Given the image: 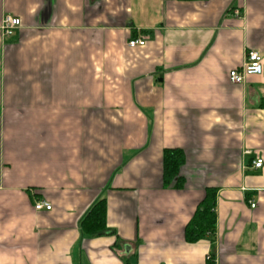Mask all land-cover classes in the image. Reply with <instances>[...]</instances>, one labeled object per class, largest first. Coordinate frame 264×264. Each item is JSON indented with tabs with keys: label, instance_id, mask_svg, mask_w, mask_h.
<instances>
[{
	"label": "crops",
	"instance_id": "crops-1",
	"mask_svg": "<svg viewBox=\"0 0 264 264\" xmlns=\"http://www.w3.org/2000/svg\"><path fill=\"white\" fill-rule=\"evenodd\" d=\"M208 187L215 233L187 242ZM0 264H264V0H0Z\"/></svg>",
	"mask_w": 264,
	"mask_h": 264
},
{
	"label": "trees",
	"instance_id": "trees-1",
	"mask_svg": "<svg viewBox=\"0 0 264 264\" xmlns=\"http://www.w3.org/2000/svg\"><path fill=\"white\" fill-rule=\"evenodd\" d=\"M184 161L182 150L166 148L162 154V181L164 186L179 189L183 186V178L179 168ZM215 188L205 189L204 196L197 204L191 218L184 226V239L196 242L206 236L213 238L215 233ZM80 230L84 235H100L107 233L106 202L97 199L80 220Z\"/></svg>",
	"mask_w": 264,
	"mask_h": 264
},
{
	"label": "built area",
	"instance_id": "built-area-1",
	"mask_svg": "<svg viewBox=\"0 0 264 264\" xmlns=\"http://www.w3.org/2000/svg\"><path fill=\"white\" fill-rule=\"evenodd\" d=\"M20 25V20L16 17L5 15L2 19L1 29L3 31L4 36L10 35L15 28ZM143 40L141 39H132L128 41L130 46H134L136 44H143ZM262 56L255 50H249L246 55L244 62L239 68H233L228 72V79L231 83H242L244 78L248 75H259L262 73ZM245 153H249L248 150ZM262 158H255L252 161V165L255 168H259L262 166ZM255 203L253 201L250 202V207H254ZM33 207L35 210L46 209L49 210L51 205L41 199H37L33 203Z\"/></svg>",
	"mask_w": 264,
	"mask_h": 264
}]
</instances>
